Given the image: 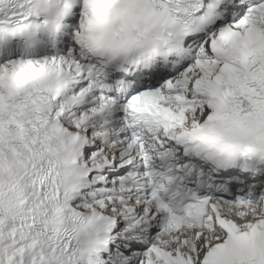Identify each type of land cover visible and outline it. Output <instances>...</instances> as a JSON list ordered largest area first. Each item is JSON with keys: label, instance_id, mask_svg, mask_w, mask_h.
<instances>
[{"label": "snow or ice", "instance_id": "snow-or-ice-1", "mask_svg": "<svg viewBox=\"0 0 264 264\" xmlns=\"http://www.w3.org/2000/svg\"><path fill=\"white\" fill-rule=\"evenodd\" d=\"M0 264H264V0H0Z\"/></svg>", "mask_w": 264, "mask_h": 264}]
</instances>
